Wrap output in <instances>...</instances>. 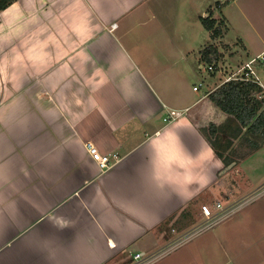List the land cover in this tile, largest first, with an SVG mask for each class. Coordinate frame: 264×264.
I'll return each mask as SVG.
<instances>
[{"label":"crops","instance_id":"1","mask_svg":"<svg viewBox=\"0 0 264 264\" xmlns=\"http://www.w3.org/2000/svg\"><path fill=\"white\" fill-rule=\"evenodd\" d=\"M179 4L15 0L0 9V264H133L137 252L175 241L172 227L203 221L206 199L234 203L264 185V172L254 179L238 165L247 140L233 138L224 159L207 133L229 117L210 92L264 53V0ZM211 13L231 47L218 67L225 76L200 72L201 50L216 41L202 23ZM170 107L188 111L166 123ZM161 128L193 155L211 153L206 184L178 196L153 180L148 144ZM228 130L219 135L230 139ZM88 140L122 159L102 172ZM237 213L212 243L234 253L227 263L264 264V194Z\"/></svg>","mask_w":264,"mask_h":264},{"label":"trees","instance_id":"2","mask_svg":"<svg viewBox=\"0 0 264 264\" xmlns=\"http://www.w3.org/2000/svg\"><path fill=\"white\" fill-rule=\"evenodd\" d=\"M13 1L15 0H0V9L8 7ZM202 23L210 32L211 39L216 41L201 50L200 61L203 64L214 65L218 69L219 64L224 61L225 51L231 48L229 44L219 41L223 35L225 22L223 18H216L211 13L202 17ZM262 92V87L258 83L243 79L224 81L210 92L209 96L213 102L229 116L225 123L219 126L211 124L207 128L211 144L224 159L227 158L224 156L225 150L220 146L219 133L226 129H229L230 139L226 140L225 147L237 137L250 142L251 151L264 144V96L260 97ZM234 159L228 157L229 162Z\"/></svg>","mask_w":264,"mask_h":264},{"label":"rangeland","instance_id":"3","mask_svg":"<svg viewBox=\"0 0 264 264\" xmlns=\"http://www.w3.org/2000/svg\"><path fill=\"white\" fill-rule=\"evenodd\" d=\"M179 3H180L179 8L183 9L184 0H179ZM214 7L217 11V14L219 15L220 10L217 9L218 5L215 4ZM228 53H229V50L225 51L224 56L226 57V59H227V55L230 57V55ZM237 56L238 55H235L236 58H238ZM231 62H232V60H231ZM235 62L237 63V61H234V64H235ZM205 66L207 67L208 64H205ZM235 66H236V64H235ZM253 66H254L256 73L264 81V60L262 62H260V61L255 62L253 64ZM206 67H204V69H201V71H200L205 75L207 74V70H208ZM233 68L236 69L237 67H233ZM234 69L231 71V73L234 71ZM222 70H223V67L219 68L218 75L225 76L228 72L227 71H226L227 73L224 72L225 73V75H224ZM235 139H237V138H234V140ZM244 141H246V139H244ZM219 142H220L221 148L224 149L225 151H227L226 147H225L226 136H224L223 134H220ZM249 143L247 142V144L244 146L243 150H241L242 147L241 148L237 147V149L240 148V150H241V151H239V152L237 151V152L240 153L241 155H243L242 157H240L238 165L242 166L246 173L248 172L247 173L248 176H251L252 178L257 179V178H259L258 176H261L264 172L263 166L261 165V163H258L259 159L264 158V149H262V148H264V144H261L258 147V150L256 152L255 151L252 152V153H254V155L249 156L248 152L252 150V147H251L252 145ZM232 153H234V150L232 151ZM244 170L241 171L240 173H238L239 174L238 178H240L239 183H240V181H245L244 182V184H245L247 182V180L244 178ZM225 180L227 181V183L228 182L230 183V181H231L230 177L226 178ZM239 183H238V188H240ZM228 199L229 198H226L222 194L219 196L218 200L206 199L205 203H208L209 205L214 207L217 202H220V203H222L223 206H227L228 204L232 203V202H229ZM247 205H245V206H247ZM244 207H242V208H244ZM241 209H239V210H241ZM235 214H233L232 216H229L225 219H222L221 221H219L218 223H216L212 227L204 230L203 232H201L199 234H196V235L190 237L186 241L179 244L176 248L169 251L167 253V255H165L162 258L154 261L151 264H221V263L232 264V263H227L226 261L229 259L228 257H230V255L228 253H230L231 255H234V253L230 250H226L227 253H225L224 252L225 250L222 249V247L219 244H217L216 242L212 243V241H214L215 237L220 235L221 232H223L224 235H226V233L229 229V223L231 222L230 220L234 216H236L238 213L236 215ZM201 217L205 218L204 215ZM202 222L203 221L200 220V222L198 224H201ZM197 225H195V226H197ZM195 226H193L191 229L184 228L183 230H179L176 226H174L169 231H166V233L168 235L171 234V239L174 240L175 238L178 239V238L184 236L187 232L194 230L196 228ZM205 245H206V247H205ZM159 248H157L155 251L149 252L148 254L158 252ZM227 249H229L228 246H227Z\"/></svg>","mask_w":264,"mask_h":264},{"label":"built area","instance_id":"4","mask_svg":"<svg viewBox=\"0 0 264 264\" xmlns=\"http://www.w3.org/2000/svg\"><path fill=\"white\" fill-rule=\"evenodd\" d=\"M264 60V53L258 55L257 57L247 61L239 70L230 74L226 77L227 80L232 79H243V80H251L258 83L261 87L263 92L260 94V97L264 96V84L263 82L256 76L255 69L253 64L255 62H262ZM201 67H206L205 64H202ZM209 71L219 70L214 67V65H208L206 67ZM203 85V82H199L197 85L194 86L195 90H198ZM188 111L187 108H168L166 115L164 116V121L166 123H171L178 120L182 115H184ZM86 149L89 154L92 156L93 160L98 164V167L102 172L109 170L113 166H115L120 160L122 159V155L117 151H110V152H102L97 145L88 140L85 143ZM264 194V185L260 187L255 192L241 198L237 202L232 204H228L227 206H223L222 203L217 202L216 205L213 207L208 203L201 204V210L205 219L201 224L195 226L196 228L192 231L187 232L184 236L176 239L172 243L160 248L158 252L152 254H146L142 252H137L135 254L136 262L133 264H151L154 261L162 258L163 256L167 255L169 251L176 248L179 244L186 241L190 237L203 232L204 230L212 227L222 219H225L229 216L235 214L239 209L244 207L245 205L251 203L252 201L256 200L257 198L261 197Z\"/></svg>","mask_w":264,"mask_h":264},{"label":"clouds","instance_id":"5","mask_svg":"<svg viewBox=\"0 0 264 264\" xmlns=\"http://www.w3.org/2000/svg\"><path fill=\"white\" fill-rule=\"evenodd\" d=\"M176 136L175 146L169 143ZM149 162L152 178L158 186L172 189L176 195H183L196 185L206 184L209 176L205 169L209 164L210 152L200 151L193 155L183 144L176 130L161 128L149 140ZM199 162V163H197Z\"/></svg>","mask_w":264,"mask_h":264}]
</instances>
